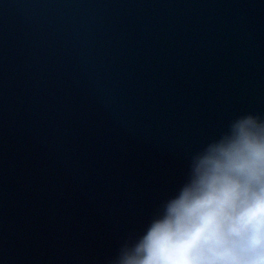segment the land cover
<instances>
[{
    "label": "water",
    "instance_id": "1",
    "mask_svg": "<svg viewBox=\"0 0 264 264\" xmlns=\"http://www.w3.org/2000/svg\"><path fill=\"white\" fill-rule=\"evenodd\" d=\"M248 113L264 0H0V264H109Z\"/></svg>",
    "mask_w": 264,
    "mask_h": 264
},
{
    "label": "clouds",
    "instance_id": "2",
    "mask_svg": "<svg viewBox=\"0 0 264 264\" xmlns=\"http://www.w3.org/2000/svg\"><path fill=\"white\" fill-rule=\"evenodd\" d=\"M109 264H264V117L232 120Z\"/></svg>",
    "mask_w": 264,
    "mask_h": 264
}]
</instances>
